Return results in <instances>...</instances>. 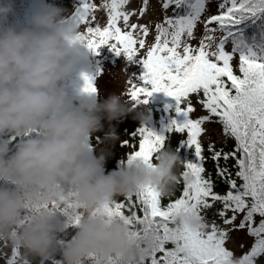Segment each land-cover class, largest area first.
<instances>
[{"label": "snow or ice", "instance_id": "snow-or-ice-1", "mask_svg": "<svg viewBox=\"0 0 264 264\" xmlns=\"http://www.w3.org/2000/svg\"><path fill=\"white\" fill-rule=\"evenodd\" d=\"M128 3L103 0L100 7L107 17L102 25L95 15L97 4L81 0L74 23L85 29L81 35L93 52L108 46L117 55L130 61L135 57L143 65L140 80L147 87L138 86L132 78L127 81V95L134 106L147 103L153 92L175 99V112L183 121L173 119L168 131L185 137L179 144L193 150L195 162L183 163L179 198L164 204L159 192L145 187L99 212L122 218L138 239L147 241L140 264H258L264 257V0H221L218 14L208 15L210 0H164L166 14L155 24L151 44L144 39L149 27L130 22L136 11L126 10ZM147 6L148 0H143L140 16ZM200 25L203 34L198 46H193ZM141 49L143 56L138 54ZM84 80L83 91L96 92L92 80L88 76ZM193 94L206 111L199 118L191 116ZM216 126L234 141V149L224 151L208 143L207 151L216 161L213 177L205 170L201 138L214 133ZM137 137L138 148L133 145L136 150L129 160L151 166L154 153L165 146L167 138L145 128L133 138ZM129 143L124 141V146ZM230 160L234 171L227 166ZM217 181L226 185L223 191L216 190ZM217 205L214 215L222 223L206 221L202 213ZM63 211L77 223L74 208ZM188 212L201 220L202 229L192 230L177 222L180 213ZM234 230H246L254 238L250 249L239 257L226 246ZM5 258L6 264H27L15 248H11V258L7 253Z\"/></svg>", "mask_w": 264, "mask_h": 264}, {"label": "clouds", "instance_id": "clouds-1", "mask_svg": "<svg viewBox=\"0 0 264 264\" xmlns=\"http://www.w3.org/2000/svg\"><path fill=\"white\" fill-rule=\"evenodd\" d=\"M64 12L48 5L31 18L33 28L19 34L0 30V135L36 133L21 139L10 156L8 143L0 142V181L15 186L12 191L0 188V241L24 257L46 260L63 230L56 210L71 206L78 233L64 248L61 264H140L147 241L138 239L122 218L99 209L145 187L171 197L184 162L164 146L154 153L151 166L131 159L103 174L109 149H101L99 157L89 155V137L102 128V119L117 120L134 105L121 90L103 103L95 98L97 90L83 91L74 104L64 82L87 46L80 27L64 22ZM12 14L10 6L0 5V23ZM118 139L113 130L105 142L114 147ZM24 210L32 214L25 218ZM177 222L202 229L192 212L180 213Z\"/></svg>", "mask_w": 264, "mask_h": 264}, {"label": "trees", "instance_id": "trees-1", "mask_svg": "<svg viewBox=\"0 0 264 264\" xmlns=\"http://www.w3.org/2000/svg\"><path fill=\"white\" fill-rule=\"evenodd\" d=\"M56 1L52 0H0V5L2 6H10L12 8V15H10L6 21L0 23V30L4 29H12L17 34L22 31L29 30L34 27L31 23V18L37 13L42 11L48 5H54L53 3ZM248 34L251 35V30H248ZM69 77L66 79L65 86L68 85ZM138 86L147 87L143 83V81ZM147 103H141L135 105L132 110L125 116H123L125 122H128L123 129L119 133L115 132V134L119 137L118 140L115 141V146L117 148V152L113 153L111 145L107 142L104 143L105 137L108 134L107 132L102 133V136H96L95 133H92L89 138L90 145L92 146L89 155L94 157H99L101 154V149H109V152L105 156V162L102 168L103 174L107 175L113 171H118L122 167H124L125 162L129 160L131 151L136 150L133 148V145H136L138 148V137L133 138L141 128H145L157 135L165 136L167 139L165 141V146H170L171 150L177 154L183 162L192 161L195 162V156L192 149H189L187 146H181L179 141L182 138V134L170 133L168 131L171 122L175 119L178 123L183 121L182 115H177L175 112L176 101L173 97L167 96L163 92H153L151 96L147 97ZM193 106L196 108L199 103L196 100L195 94L191 97ZM80 99L74 98V104H78ZM134 105V102H132ZM200 106V105H199ZM206 112V111H205ZM193 114V113H192ZM191 114V116H192ZM116 122L122 121V118L115 120ZM107 124V123H106ZM222 131V129H221ZM36 133H31L29 136L25 137H13L11 134L5 132L3 135H0V142H7L9 147L8 155L14 154L16 151L15 145L21 141V139L35 138ZM221 142H217L214 139L207 138L205 141H202V145L205 148L204 151V166L206 173H210L215 177L216 171V161L211 159L210 153L207 151L208 143L211 142L216 149L223 148L224 151H229L234 149V141L231 138H226ZM129 140L130 143L126 148L122 151L124 147V141ZM121 144V146H119ZM179 149V150H177ZM220 164L223 166L224 161L221 160ZM229 169L234 171L233 162L230 160L228 162ZM183 171V167L180 169V173ZM219 187L216 189L218 192L223 191L226 188V185L222 183V181H217ZM5 187L9 189L15 188V186L9 182L0 181V188L5 189ZM183 191V183L178 184L174 194L171 197H164L163 203L167 204L170 200H174L179 198ZM126 197L120 196L117 197V202H123ZM220 207V206H219ZM218 210V209H217ZM58 214L61 216L62 220L67 223H70L69 212L57 210ZM127 214V209H125ZM30 214L28 211L24 210L22 216L26 214ZM31 215V214H30ZM205 216L206 221H211L217 218L215 216H210V210L206 213H202ZM258 219V218H257ZM217 223L219 221L217 220ZM61 240L57 241L56 247L53 253L46 259L41 260L38 258L37 260H33L27 257H24L23 253L21 256L24 259H29L30 264H61L63 260V251L66 245L72 240L74 237L72 236H58ZM5 247H11L7 242L0 241ZM171 247V245H168ZM11 258V254H10Z\"/></svg>", "mask_w": 264, "mask_h": 264}, {"label": "rangeland", "instance_id": "rangeland-1", "mask_svg": "<svg viewBox=\"0 0 264 264\" xmlns=\"http://www.w3.org/2000/svg\"><path fill=\"white\" fill-rule=\"evenodd\" d=\"M52 1H56V0H52ZM91 2L97 4L95 15L100 21V23L104 25L106 23L107 13L104 9L100 7L103 0H91ZM163 2L164 0H148L147 10L144 16L139 15V9L143 6V0H129V3L125 6L126 10L136 11V15L130 17V22L143 24L149 27V34L148 36L144 37L146 44H151L154 42L156 35L155 24L162 22L164 19L166 11L162 7ZM219 2H221V0H217V2H213V3L210 2L206 15L218 14ZM53 4L56 7H60L64 9L65 12L74 9L73 4L69 0H63L62 2L61 1L54 2ZM170 11L171 10L169 9L168 13H170ZM81 30L83 31L85 29L81 28ZM202 34H203V26L200 25L195 30V35L197 39L191 41V44L193 46H198V38L201 37ZM85 48H87L90 52V56L88 57L90 64H87L86 68H90L95 76L93 84L95 85L97 89V94L99 95V97L97 98V102L103 103L105 100L108 99L110 95H112L113 93H118L120 90L123 91L126 94L127 99L130 100V97L127 95V90L129 87L127 81L130 78H132L133 82L135 83L137 80L140 79L141 74L144 72L143 65L141 63L136 62L137 58L134 57L133 60L130 61L123 54L117 55L116 52L110 49L108 46H102L97 50V52H93L88 47ZM138 54L143 56L145 54V50L143 49L139 50ZM235 59L236 58H234V60ZM205 114H206L205 110L202 109L201 106L197 105L195 111L192 114V117L199 118L200 116H203ZM121 118L122 121L119 122H116L115 120L109 121L106 118L102 119L101 120L102 128L94 133L96 134V136L99 137L102 136V133L104 132L110 133L113 130L119 133L121 129H123L125 125L128 123L123 121L124 120L123 117ZM219 130L220 127L216 126V131L212 133L209 136V138L211 139L216 138V140H220L222 138V135L219 132ZM206 135L208 134H205L203 136V139H205ZM119 146H121V144ZM111 148L113 149L112 150L113 153L117 152L116 146ZM125 148L126 147L124 146L122 151ZM5 189L9 191L14 190V188L9 189L7 187H5ZM218 208L219 205L215 206L213 209L210 210L211 217L215 216L214 214L216 213ZM26 211L32 214L30 210H26ZM30 214L27 213L24 217L27 218L30 216ZM56 215L58 216L61 224L63 225V230L57 234V241L61 240L58 237L59 235L75 237L78 233V226L72 222L67 223L64 220H62L57 210H56ZM216 218L219 221V223H222V221H220L218 217ZM253 243H254V238L248 236L246 230H234L231 233V238L228 241H226V246L228 247L229 250L233 251L235 256L239 257L244 253V251L249 250ZM241 245H243V248L241 247ZM6 253H7V258L10 259V254H11L10 248L5 247L0 242V264H6V258H5ZM38 258L40 257H30V259L33 260H37ZM258 264H264V257L259 259Z\"/></svg>", "mask_w": 264, "mask_h": 264}]
</instances>
